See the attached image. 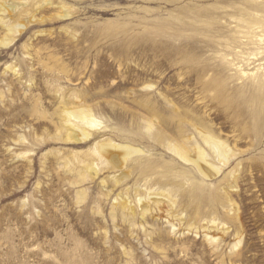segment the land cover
<instances>
[{"label": "rangeland", "instance_id": "374dc122", "mask_svg": "<svg viewBox=\"0 0 264 264\" xmlns=\"http://www.w3.org/2000/svg\"><path fill=\"white\" fill-rule=\"evenodd\" d=\"M262 63L264 0H0V264H264Z\"/></svg>", "mask_w": 264, "mask_h": 264}, {"label": "bare ground", "instance_id": "6f19581e", "mask_svg": "<svg viewBox=\"0 0 264 264\" xmlns=\"http://www.w3.org/2000/svg\"><path fill=\"white\" fill-rule=\"evenodd\" d=\"M256 3H259V1H257ZM5 7V5L3 6ZM13 9V8H12ZM14 11V9L12 10ZM11 11V12H12ZM65 16H68L67 14H65L63 17ZM27 20V23L25 24H21V23H17V25H14V24H11V23H6L4 22V24H7L6 25V28H7V31L9 32L10 35H13L15 36V34L20 31L19 29L25 27L27 24L29 23H32L34 22V20L32 19H25ZM3 21V20H2ZM24 22V21H23ZM30 25V24H29ZM20 33V32H19ZM8 34V35H9ZM18 34V33H17ZM12 37V36H11ZM13 38V37H12ZM7 42L5 44H8L10 43L11 41H13V39H7L6 40ZM262 55V53H259ZM258 54V55H259ZM257 55V54H256ZM260 58V57H259ZM259 60V59H258ZM263 60V59H262ZM249 64V62H248ZM252 64V63H251ZM250 66V64H249ZM250 71L249 72H252V73H245L247 76L251 77L252 79V83L250 84L251 85V88L253 87V89L255 88H258L259 85L261 84L260 80H261V77L264 76V64H258V65H255L253 68L249 69ZM250 87V86H249ZM250 88V90H251ZM74 115V113H67V120L68 121V128L71 132L70 136H71V139H74V140H79V138L81 137L82 139H87L89 138V136L91 135L90 131L91 129H89L90 127L92 128L93 127V123L91 121H89V119H87L86 115L85 114H81L80 116H75L76 118H78L79 120L76 121V123H74L71 119V116L70 115ZM90 126V127H89ZM93 129V128H92ZM201 133V132H200ZM205 133V132H204ZM80 138V139H81ZM203 140L207 143H210L212 145L213 148L216 149V151L218 152V155L219 157L222 158V161L224 160L227 161L228 159V152H227V149L222 147L220 145V143L214 138L212 137L211 135L209 134H204L203 135ZM107 147L106 150H104L105 148ZM111 148V149H114L116 150V152L118 151H121V154H114V153H111L108 149ZM104 151V153L108 152V154L110 155L111 159V163L114 165V167L117 169V168H121L122 166V163L126 160V158H128L129 156H132L134 154H137V153H140L141 151L138 149H134L132 147H129V146H126V145H113L111 143L107 144V145H103L102 147V152ZM120 153V152H118ZM121 156V157H120ZM189 161H192L193 163L195 162L197 164V166L199 167V169L202 171V166L203 163H205L203 161V154L202 153H199L198 157L196 158V160L194 161L192 158L190 157H187ZM202 163V164H201ZM201 164V165H200ZM204 166V165H203ZM205 167V166H204ZM207 170V169H206ZM205 174V173H204Z\"/></svg>", "mask_w": 264, "mask_h": 264}]
</instances>
